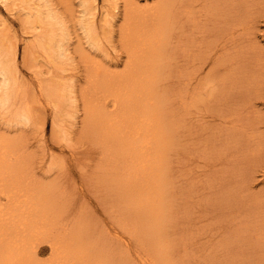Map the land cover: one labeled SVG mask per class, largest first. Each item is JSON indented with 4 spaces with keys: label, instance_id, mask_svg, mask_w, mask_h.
<instances>
[{
    "label": "rangeland",
    "instance_id": "374dc122",
    "mask_svg": "<svg viewBox=\"0 0 264 264\" xmlns=\"http://www.w3.org/2000/svg\"><path fill=\"white\" fill-rule=\"evenodd\" d=\"M26 1L0 0V41L15 54L18 78L12 109H0V137L7 141L9 151L0 163L17 168L22 190L40 183L49 185L57 199L58 207L52 215L58 224L47 227L35 242V261L47 262L51 242L63 233L85 238L102 260H106L108 251L111 257L120 255L126 242L131 252L141 249L139 242L129 240L124 233L125 226L130 229L126 222L131 219L123 211L117 189L122 174H117L118 168L113 166H118L113 159L126 157L119 159L112 154L113 147L103 140L104 134L98 135L92 128L87 109L90 92L95 90L97 108L111 113L117 87H109L102 78L116 77L129 68L128 19L132 24L138 20L139 25L152 21L158 4L168 0H120L118 8L110 0H88L89 6L95 7L99 49L84 41L77 25L83 0H50L71 28L69 57L62 65H49L45 54L35 46L36 33L42 27L30 29L25 22ZM205 3L172 0L166 44L154 45L163 47L165 57L157 82L161 109L170 112L173 123L181 114V121L174 125V141L165 155L167 187L174 192L166 202L165 217L171 224L170 235L183 233L186 242L191 240L189 261L193 264L208 260L207 254L218 255L223 264H231L237 252L251 259L252 254L246 250L250 239L264 238V222L262 228L256 226L259 215L264 214V0H239V22L226 27L224 22L218 23L220 18L206 12ZM29 4L35 6L37 1L29 0ZM216 59H220L219 64L213 67ZM251 73L254 80L248 83L244 77ZM45 81H51L53 93L69 90L68 104L61 106V112L47 98L48 90L40 89ZM184 89L186 103L176 93ZM216 92L222 98L219 101L213 98ZM23 109L29 120L12 122L10 111ZM233 128L244 132L249 147L227 142ZM253 141L258 143L254 156L250 155L256 148ZM237 170L241 172L235 174ZM8 174L3 175L9 179ZM224 180L232 182L230 193L237 195L229 201V205L234 203L230 208L225 205L218 210L208 201ZM181 190L184 196L177 194ZM252 198L260 200L259 205L240 207L239 201L245 203ZM248 206L253 207L248 210ZM240 223L246 225L238 230L240 241L232 244L229 240L221 246ZM135 234L141 236L136 229ZM130 258L137 262L135 255Z\"/></svg>",
    "mask_w": 264,
    "mask_h": 264
},
{
    "label": "bare ground",
    "instance_id": "6f19581e",
    "mask_svg": "<svg viewBox=\"0 0 264 264\" xmlns=\"http://www.w3.org/2000/svg\"><path fill=\"white\" fill-rule=\"evenodd\" d=\"M36 1L35 6L29 4V0L26 1L28 8L25 22L28 23L30 29L37 26L42 27V31L36 33L35 46L45 54L47 63L62 65L69 57L68 46L72 40L71 28L60 14L61 12L52 6L50 0ZM119 3L120 0H110L114 8H118ZM170 3L172 0L158 4L152 21L139 25L138 20L137 23L132 24L130 18L128 19V28H125L128 31L126 45H131L129 49L132 55L129 68L125 73L116 77L103 75L102 78L109 87H117L115 98L111 102L112 114L97 108L94 103L97 99L95 90L90 92L88 103L91 104L87 109V117L90 119L92 128L96 129L98 135L104 134L103 140L113 147L112 154L119 159L126 157L120 161L113 159L118 166L112 163L115 168H118L117 174H122V179L117 181L119 185L117 189L125 207L123 211L131 219L125 222L132 232L125 225L127 231L125 228L122 229L123 232L126 231L124 233H127L129 240L136 244L139 242L141 249L131 252L126 242L125 250L122 249L120 255L111 257L112 253L108 251L107 262H105L106 260L95 256L97 254L100 257L98 252L89 248L91 244L85 238L72 234L67 236L68 233H63L51 242V256L48 261L36 262V252L33 250L35 242L44 234L47 227L58 224L52 215V210L58 207L57 199L53 188L49 185L40 183L22 190L17 168L6 167V164L0 163V180L3 181L0 184V264H193L189 261L191 240L186 242L187 236L183 233L170 235L168 228L171 224L165 217L166 202L172 199L174 193L169 191V186L167 187L169 178L165 155L174 141L176 135L174 125L181 121V114L173 123L170 112L161 109L157 82L165 67V57L163 47L154 45L166 44L169 19L172 17ZM238 3L239 0H206V12H212L220 18L218 23L222 21L226 27V25L239 22ZM82 4L77 25L84 41L90 47L99 49L100 40L94 23L95 7L94 5L89 6L91 2L88 0H83ZM144 27H147L148 31L143 30ZM220 35L218 34L217 37ZM139 50H141L140 54ZM12 51L10 47H4L2 40L0 41L1 110L13 107L15 90L13 87L15 83L17 84L16 79L18 78L15 75L17 72L16 57ZM227 55L222 54V57ZM22 56L24 57L25 54ZM219 60H214L213 67L219 64ZM244 79L250 83L254 80V76L251 73ZM50 82L45 81L39 87L48 90L45 91L47 98L51 103L53 100L55 107L61 112V106L65 107V104H68V93L70 92L65 89L61 93H53L52 87L54 86ZM63 85L68 86L65 82ZM231 89L230 82L229 91ZM186 92L185 89L176 92L179 94L177 97H180L184 103L187 101ZM224 94L226 91L223 92V96ZM15 95H18V91H15ZM213 98L217 101L222 99L218 96V92L213 95ZM10 117H12V122L18 124L29 120L27 110L24 109L17 112L10 111ZM59 117L58 115L57 118ZM226 139L227 142H235L242 147L245 145V148L249 147L245 142L248 138L244 136L242 130L233 128L227 134ZM7 145V141L0 137V162L4 161L5 154H9ZM255 145L256 148H252L250 155L254 156L255 150L258 152V143L253 141V146ZM240 172L237 170L235 174ZM4 173H9L7 175L9 179L3 175ZM243 180H245V175ZM230 186L232 187V182L229 184L227 180H224L223 184L219 183L218 189H215L216 194L208 201L213 208L219 210L225 205L230 208L234 204L230 202L232 204L229 205V201L236 199L237 192L230 193ZM177 194L184 196L182 190ZM239 203L240 207H244L247 203L259 205L260 200L252 198L245 203L240 201ZM252 207L248 206L247 209L250 210ZM261 207L264 208V203ZM256 208L259 209V207ZM263 222L264 214H260L256 226L262 228ZM245 228V223H240L221 246L227 245L229 240L233 241L232 244L240 241L238 230ZM135 229L141 233L140 237L135 234ZM251 229L258 228L251 226ZM262 248H264V238L263 240L250 239L246 250L252 254V258H246L244 253L237 252L231 264H263L264 250L261 253L258 252V249ZM129 255L132 257L135 255L137 262L134 263ZM213 257L207 254L208 260H201L200 264H223V261H219V259L222 260L221 257L218 255H213Z\"/></svg>",
    "mask_w": 264,
    "mask_h": 264
}]
</instances>
